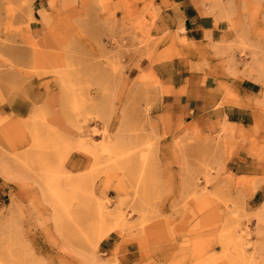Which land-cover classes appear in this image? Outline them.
<instances>
[{"label": "rangeland", "instance_id": "obj_1", "mask_svg": "<svg viewBox=\"0 0 264 264\" xmlns=\"http://www.w3.org/2000/svg\"><path fill=\"white\" fill-rule=\"evenodd\" d=\"M200 3L224 38L186 31L182 0H0V264H264V0ZM190 72L246 124L199 128ZM47 169L80 185L66 213ZM100 208L125 229L89 247Z\"/></svg>", "mask_w": 264, "mask_h": 264}, {"label": "crops", "instance_id": "obj_2", "mask_svg": "<svg viewBox=\"0 0 264 264\" xmlns=\"http://www.w3.org/2000/svg\"><path fill=\"white\" fill-rule=\"evenodd\" d=\"M200 0H182V4L178 10L184 18V26L186 31L199 32L212 31L213 38H224L223 35L215 36L216 31L211 28L209 22L206 21L201 14ZM193 39H198L200 36H192ZM169 66L161 65L156 68L159 78L165 81V73L168 72ZM203 74L198 72H190L185 79L187 84L186 96L184 103L180 104L181 110H185L191 114L199 128L211 131L217 126H220L221 121L225 120L228 123L245 125L244 117L248 116L246 108L242 105L226 104L219 106L223 100V90L219 80L214 77L209 78L206 82H202ZM167 81V80H166ZM181 82H184L181 81ZM248 86L242 89L241 95L245 97H253L260 94L258 84L252 81L246 82ZM243 85V84H242Z\"/></svg>", "mask_w": 264, "mask_h": 264}, {"label": "bare ground", "instance_id": "obj_3", "mask_svg": "<svg viewBox=\"0 0 264 264\" xmlns=\"http://www.w3.org/2000/svg\"><path fill=\"white\" fill-rule=\"evenodd\" d=\"M42 22L44 26L47 29L48 26V19L45 14L42 15ZM256 56H254L255 58ZM234 123H228L226 122L223 125V132L225 134H232L234 129ZM8 129V126L6 124L0 123V133H5V131ZM0 171L3 174H6V166L4 163L0 164ZM60 174L61 171L58 170H49L47 169L44 174L41 176L42 179V189L47 192L54 201V208L56 213H66L68 210V202L71 197H73L75 194H78L80 191V185H69L66 188H63L62 184H60ZM46 193V194H47ZM113 219L112 223L107 222L110 219ZM89 231L84 234V237L86 238V242L89 247L98 248L102 241H104L109 235H111L114 232L117 231H123L125 229V225L123 224L122 217L120 215H115L112 217L109 213L105 212L104 209H99V220L97 223L91 224L90 227H88ZM225 237V236H224ZM223 237V238H224ZM237 243V242H236ZM234 242V244H236ZM222 244L225 247H228L233 244V241H230L228 237L226 239H222ZM80 256L83 257L86 261L90 262V264H97V259L94 256V254H90L88 252L81 251L79 252ZM206 264V263H204Z\"/></svg>", "mask_w": 264, "mask_h": 264}]
</instances>
